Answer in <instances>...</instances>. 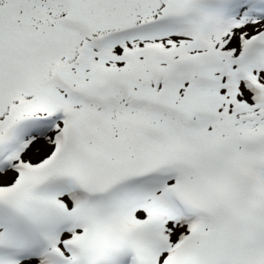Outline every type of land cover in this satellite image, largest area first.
<instances>
[{
	"label": "snow or ice",
	"instance_id": "snow-or-ice-1",
	"mask_svg": "<svg viewBox=\"0 0 264 264\" xmlns=\"http://www.w3.org/2000/svg\"><path fill=\"white\" fill-rule=\"evenodd\" d=\"M0 264H264V0H0Z\"/></svg>",
	"mask_w": 264,
	"mask_h": 264
}]
</instances>
